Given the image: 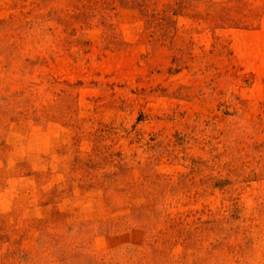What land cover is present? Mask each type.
I'll return each instance as SVG.
<instances>
[{
  "label": "rangeland",
  "instance_id": "374dc122",
  "mask_svg": "<svg viewBox=\"0 0 264 264\" xmlns=\"http://www.w3.org/2000/svg\"><path fill=\"white\" fill-rule=\"evenodd\" d=\"M0 264H264V0H0Z\"/></svg>",
  "mask_w": 264,
  "mask_h": 264
}]
</instances>
